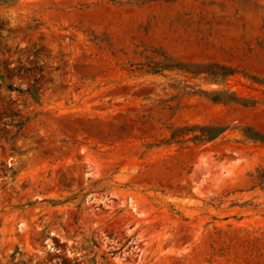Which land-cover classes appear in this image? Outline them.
<instances>
[{
	"label": "rangeland",
	"instance_id": "1",
	"mask_svg": "<svg viewBox=\"0 0 264 264\" xmlns=\"http://www.w3.org/2000/svg\"><path fill=\"white\" fill-rule=\"evenodd\" d=\"M0 264H264V0H0Z\"/></svg>",
	"mask_w": 264,
	"mask_h": 264
},
{
	"label": "trees",
	"instance_id": "2",
	"mask_svg": "<svg viewBox=\"0 0 264 264\" xmlns=\"http://www.w3.org/2000/svg\"><path fill=\"white\" fill-rule=\"evenodd\" d=\"M222 74H224V72Z\"/></svg>",
	"mask_w": 264,
	"mask_h": 264
}]
</instances>
